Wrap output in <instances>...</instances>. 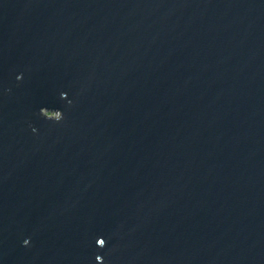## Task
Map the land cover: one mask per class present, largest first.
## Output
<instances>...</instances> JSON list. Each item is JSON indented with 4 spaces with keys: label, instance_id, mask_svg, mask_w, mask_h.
<instances>
[{
    "label": "water",
    "instance_id": "obj_1",
    "mask_svg": "<svg viewBox=\"0 0 264 264\" xmlns=\"http://www.w3.org/2000/svg\"><path fill=\"white\" fill-rule=\"evenodd\" d=\"M0 264H264V0H0Z\"/></svg>",
    "mask_w": 264,
    "mask_h": 264
},
{
    "label": "clouds",
    "instance_id": "obj_2",
    "mask_svg": "<svg viewBox=\"0 0 264 264\" xmlns=\"http://www.w3.org/2000/svg\"><path fill=\"white\" fill-rule=\"evenodd\" d=\"M28 243V241H25V244H27Z\"/></svg>",
    "mask_w": 264,
    "mask_h": 264
}]
</instances>
